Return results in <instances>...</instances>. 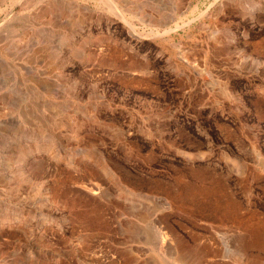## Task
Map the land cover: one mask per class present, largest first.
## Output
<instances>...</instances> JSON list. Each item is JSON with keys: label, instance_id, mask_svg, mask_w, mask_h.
<instances>
[{"label": "rangeland", "instance_id": "rangeland-1", "mask_svg": "<svg viewBox=\"0 0 264 264\" xmlns=\"http://www.w3.org/2000/svg\"><path fill=\"white\" fill-rule=\"evenodd\" d=\"M0 264H264V0H0Z\"/></svg>", "mask_w": 264, "mask_h": 264}, {"label": "bare ground", "instance_id": "bare-ground-1", "mask_svg": "<svg viewBox=\"0 0 264 264\" xmlns=\"http://www.w3.org/2000/svg\"><path fill=\"white\" fill-rule=\"evenodd\" d=\"M162 239V238H161ZM168 240V239H167ZM181 262V261H180Z\"/></svg>", "mask_w": 264, "mask_h": 264}]
</instances>
